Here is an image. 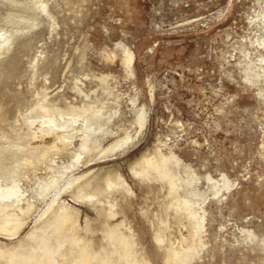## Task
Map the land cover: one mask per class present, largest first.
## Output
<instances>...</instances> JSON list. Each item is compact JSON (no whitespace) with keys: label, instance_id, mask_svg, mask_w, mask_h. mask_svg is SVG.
Masks as SVG:
<instances>
[{"label":"rangeland","instance_id":"374dc122","mask_svg":"<svg viewBox=\"0 0 264 264\" xmlns=\"http://www.w3.org/2000/svg\"><path fill=\"white\" fill-rule=\"evenodd\" d=\"M4 30L11 39L0 47V133L6 135L0 136V148L9 162L45 148L25 135V116L36 102L67 108L91 99L89 112L100 110L102 120L111 116L102 146L126 133L131 138L70 172H113L126 179L132 192L114 190L120 213L110 221L125 219L138 235L141 256L164 264L167 244L178 245L189 234L187 219L178 222L174 208L166 216L172 199L167 181L133 172L145 155L171 151L181 159L175 167L183 170V179H190L191 171L197 178L188 190L205 194L192 197L199 202L207 197L200 205L201 252L189 264H264V0H0V35ZM127 53L133 57L130 66L124 62ZM140 113L146 118L142 127ZM79 132L66 150L22 170L27 196L52 166L75 160ZM214 181L216 194L210 190ZM226 181L230 185L223 188ZM61 196L80 208L82 225L88 216L101 227L91 203L66 192ZM47 200L37 202L18 234L0 233L1 241L33 230ZM163 215L169 219V241L160 243L154 232L163 226ZM91 235L104 241L101 230Z\"/></svg>","mask_w":264,"mask_h":264},{"label":"bare ground","instance_id":"6f19581e","mask_svg":"<svg viewBox=\"0 0 264 264\" xmlns=\"http://www.w3.org/2000/svg\"><path fill=\"white\" fill-rule=\"evenodd\" d=\"M0 37H3L0 40V47H8L7 44L11 39V35L4 30ZM132 60V55L127 53L124 62L130 66ZM80 91L82 90L80 89ZM89 101L88 103L82 101L85 104L81 107H79L80 105L75 106V103L67 108L62 106L59 108L60 105L55 107L53 104L45 103L44 101L36 102V106L31 110L33 113L25 116L24 122L27 124L25 135L28 140L34 139L35 143L42 144V147H45L44 150L35 153V155L25 154L21 157H15V163H12L9 162L8 157L4 156V149L0 148V233L8 236L18 234L35 212L38 206L37 202L48 198L45 208H43L44 211L40 214L39 221L35 224L33 230H29V233L13 242H5L0 239L1 264H152L151 258H147L146 255L141 256L143 253L139 254L138 235L136 237L135 231L129 225L127 226L125 219L114 223L110 221L111 218L116 217L120 213L118 210L119 202L112 195L114 190L125 189L132 192V188L126 179L120 173L113 172H108L105 175L94 174L90 176H88V172L78 173L79 175L70 172L79 163L90 164L92 161L105 158L104 156L108 152H114L116 148H120L131 138L130 133L127 134L125 132L126 136H118L108 147H106L107 145L105 147L102 146L103 137L110 131L106 124L111 120V116L102 120L104 116L100 110L95 109V111L89 112L93 108V104L91 102L90 104ZM56 113L60 118H58ZM84 114V122L81 120L82 124L80 123L81 125L77 126L78 118L84 116ZM64 115L70 117H64ZM45 116L48 117L47 120H41L40 122L42 123H36L37 119H42ZM137 118L140 127H142L146 121L144 113H140ZM78 131L81 133L79 132L80 136H78L80 137L79 146L75 145L77 147L74 155L75 160L69 163L62 162L64 163L62 165L52 166L53 172L49 174L50 176H45L42 180L39 178L38 185H34L35 187L31 191L32 194L27 196L28 189L21 184L25 175L22 170L30 165L34 167L41 161L47 162L46 156L50 152L59 153L63 149L66 150V147L73 144V139L75 136L77 137L76 133ZM0 136L6 135L2 132ZM164 153L156 151L152 155H143L144 157L141 158L138 166L133 167V172L141 176H153L165 182L167 181L168 194L172 199H170L171 202L164 209L166 216L174 208V218L178 222L183 223H185L184 219H187L185 225L190 226V229L188 228V235H182L178 245L167 244L166 248L163 249L165 250L163 262L164 264H189L203 242L202 229L205 220L203 218L204 215H200L202 211L200 209H203L202 206L204 205H200L206 201L207 197L202 198V202H199L198 198H195V200L192 197L194 195L200 198L205 195L200 192V189L196 191L188 190L192 182L197 179L192 177L194 172L191 171L190 173L187 170L189 168L187 167L188 165L185 166L188 174L190 173L192 176L190 179H183L180 175L183 170L180 169L181 171L179 172L175 167L180 162V157L171 151L169 154ZM98 155L100 157H97ZM186 170L184 172L185 175L187 174ZM66 175L67 178L62 180ZM210 178L212 176H208L207 179ZM220 182L218 183L217 180L218 184H222ZM226 182L223 188L230 185V182ZM216 186V181H214L213 187L215 190H213L214 188L210 189L213 192L215 191V194L217 192ZM181 188L186 192L188 190L186 195L182 196L183 193H178ZM63 192L71 195L76 201L91 203V206L96 209L101 217L100 223L98 222L101 227H96L97 224H93L88 216H86L85 223L82 225L80 223V208L61 196ZM163 216L159 217L161 219L160 224L162 223L163 226H157L159 229L156 234L154 232L155 240L160 243L166 242L169 238L166 234V231L168 233L169 219ZM124 226L128 227V231L123 228ZM97 230L103 232L102 240L104 241L96 242L91 235L92 232Z\"/></svg>","mask_w":264,"mask_h":264}]
</instances>
